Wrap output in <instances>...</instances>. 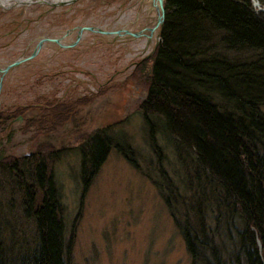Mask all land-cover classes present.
<instances>
[{
    "label": "trees",
    "instance_id": "obj_1",
    "mask_svg": "<svg viewBox=\"0 0 264 264\" xmlns=\"http://www.w3.org/2000/svg\"><path fill=\"white\" fill-rule=\"evenodd\" d=\"M164 7L152 65L137 66L138 73L146 72L143 116L151 127L150 147L159 156L154 184L191 264H264V25L254 17L250 0H166ZM68 100L55 108L59 117L66 115L59 123L92 97ZM156 122L179 141L182 186L162 165ZM107 131L79 139L83 195L115 147ZM116 147L138 168L124 148ZM59 154L0 158L10 193L20 196L25 219L34 226L32 242L16 253L1 239L5 232L15 238L16 230L9 218L0 220V264H72L74 233L66 240L54 178Z\"/></svg>",
    "mask_w": 264,
    "mask_h": 264
},
{
    "label": "rangeland",
    "instance_id": "obj_2",
    "mask_svg": "<svg viewBox=\"0 0 264 264\" xmlns=\"http://www.w3.org/2000/svg\"><path fill=\"white\" fill-rule=\"evenodd\" d=\"M250 2L254 17L264 25V15ZM139 3L149 9V0H62L54 8L27 9L15 3L2 5L0 67L31 56L42 37H61L78 27L110 29L124 15L133 20ZM142 17H149L152 24L156 21L153 10ZM156 34L143 55L139 42L124 47L89 33L72 49L46 46L5 76L0 92V158L60 151L54 178L61 195L66 240L74 233L72 264H191L185 241L154 184L159 181L160 165L150 147L151 127L143 116L146 72L140 74L135 67L137 62L151 67L159 30ZM84 95L92 100L75 107L59 123L66 115L59 117L56 106ZM156 127L162 165L174 183L182 186L185 163L175 152L179 141L160 122ZM99 129L108 130L115 147L83 195L79 139ZM116 146L124 148L138 168ZM186 164L191 163L187 160ZM10 184L0 171V220L9 218L16 230L15 238L5 232L1 239L4 247L17 253L32 242L34 226L25 219L20 196L10 193Z\"/></svg>",
    "mask_w": 264,
    "mask_h": 264
},
{
    "label": "flooded vegetation",
    "instance_id": "obj_3",
    "mask_svg": "<svg viewBox=\"0 0 264 264\" xmlns=\"http://www.w3.org/2000/svg\"><path fill=\"white\" fill-rule=\"evenodd\" d=\"M142 7H143V5L140 4L139 8H138L139 9V13H132L133 20H130V17H129L130 15H128V16L124 15L122 17L120 16V18L118 19V22L116 23L117 26H114V27H112L110 29L98 28V29H100L102 31L110 32L111 34H102V33H96V32H91V31H82V33H81L80 29L86 28V27H78V28H74L72 30H68L61 37H57V38L42 37V38H40L38 40L34 50L36 49L38 44L44 39H58L60 41H59V43L44 42L40 51H42L48 45H53V46H56V47L61 48V49H72V48L77 47L80 44V42L82 41V39L85 37L86 34L93 33V34H98V35H101V36H106L109 39H112V41L116 40L115 42H118V43L120 42L122 44L121 46H124V47L129 45L130 42H139L138 46H140L139 50H141V54L144 51L145 52L143 53V55L147 54L148 53V49L151 48V46L153 44V41L156 38V35H157L156 33L157 32L156 31L152 32V28L154 27L155 24H152V21H150L149 17L148 18L146 17L147 18V22H146V18L142 17V15L146 14L147 11L151 12L150 7H149V9L148 8L143 9ZM127 32H131L133 34H137L138 36L134 37V36L128 34ZM73 35H76V37L71 42V40H72L71 37ZM79 37H80L79 42L76 45H73V44H75V42H77ZM63 39H65V40H63ZM139 64L140 63L137 62L135 64V67L138 66ZM7 66H5V67H7ZM0 68L4 69L2 67H0ZM13 69H11V70H13ZM7 74L3 75L2 73H0V81H1V78L3 77V82H4L5 76ZM2 87H3V85H2ZM1 90H2V88L0 89V92H1Z\"/></svg>",
    "mask_w": 264,
    "mask_h": 264
},
{
    "label": "water",
    "instance_id": "obj_4",
    "mask_svg": "<svg viewBox=\"0 0 264 264\" xmlns=\"http://www.w3.org/2000/svg\"><path fill=\"white\" fill-rule=\"evenodd\" d=\"M149 1H150V5H151V10L155 11V13H156V24L152 28V32L159 30V40H160L161 28H162V26H163V24L165 22V18H166V15H165V7H164L166 0H149ZM19 4H21V3H18L17 2V5L18 6H20ZM57 4L58 3H53L51 5V7H55ZM253 6L256 7V5L254 3H253ZM257 6L259 7V5H257ZM257 13L258 14L259 13H262L264 15V7H259L258 10H257ZM80 31H81V33H82V31H91V32L102 33V34H111L110 32L102 31V30H100L98 28H95V27L82 28V29H80ZM127 33L130 34V35H132V36H134V37H137L138 36L137 34H133L131 32H127ZM79 40H80V37L78 38L77 42H75V44H73V45H76L79 42ZM59 41L60 40H58V39H44V40H42L38 44V46L36 47V49L34 50V52L32 53L31 56H29L27 58L18 59L14 63H12V64L8 65L7 67H5L4 69H1L0 68V73H2L3 75H5L11 69L19 66L20 64L34 59L38 55V53L40 52V50H41L44 42L59 43ZM157 47H158V45H157ZM157 47H156V49H157ZM2 85H3V77L1 78V81H0V89L2 88ZM20 119L22 120V118H20ZM258 245H259V249L261 250V244H260L259 241H258Z\"/></svg>",
    "mask_w": 264,
    "mask_h": 264
},
{
    "label": "bare ground",
    "instance_id": "obj_5",
    "mask_svg": "<svg viewBox=\"0 0 264 264\" xmlns=\"http://www.w3.org/2000/svg\"><path fill=\"white\" fill-rule=\"evenodd\" d=\"M61 1L62 0H0V6L4 5L5 7H7L9 4H12V3L17 4V2H18V3H21V4H19L21 8L27 9L30 7H38V6H46V5H48V7H50L53 3H59ZM252 2L256 5V7H255L256 9H258L259 7H262L259 0H252ZM257 5H259V7ZM63 40H65V39H63ZM8 65H10V64H8Z\"/></svg>",
    "mask_w": 264,
    "mask_h": 264
}]
</instances>
